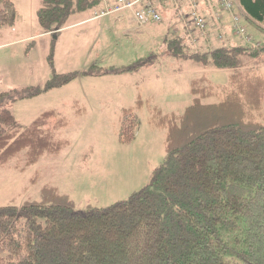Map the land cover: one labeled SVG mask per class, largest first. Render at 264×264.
Segmentation results:
<instances>
[{"label":"trees","instance_id":"1","mask_svg":"<svg viewBox=\"0 0 264 264\" xmlns=\"http://www.w3.org/2000/svg\"><path fill=\"white\" fill-rule=\"evenodd\" d=\"M238 3L247 22L259 25L264 35V0ZM104 5L103 0H41L37 15L43 34L54 37L73 16ZM17 16L13 0H0V36L16 26ZM249 36L250 42L237 36L241 44L227 42L204 52L176 34L166 38L171 58L228 70L236 90L223 102L206 104L212 92L197 78L191 82L193 103L182 115L157 111L167 127V156L150 183L128 200L78 211L68 196L45 187L41 203L0 207V264H264V126L252 117L264 105V78L246 70L264 64V38L260 44ZM55 53L54 43L53 77L44 86L0 99H33L80 75L108 74L59 75ZM141 64L111 73H132ZM56 114L45 112L23 130L8 107L0 108V167L22 153L27 166L60 155L67 143L57 141L55 132L66 124L60 119L48 127ZM120 121V141L131 144L141 121L131 109L123 110Z\"/></svg>","mask_w":264,"mask_h":264},{"label":"rangeland","instance_id":"2","mask_svg":"<svg viewBox=\"0 0 264 264\" xmlns=\"http://www.w3.org/2000/svg\"><path fill=\"white\" fill-rule=\"evenodd\" d=\"M13 1L18 11L16 26L2 30L0 36V95L44 86L53 77L49 56L54 43L58 51L57 74L92 70L108 74L80 75L68 86L33 99H18L14 103H9V98L0 99V108L8 107L23 130L43 113L58 109L48 127L53 129L58 120H64L66 127L56 129L55 137L67 143L60 155H45L36 165L27 166L26 153H22L0 167V207L41 203L45 187L68 196L78 211L103 209L128 200L150 183L153 172L167 156V127L160 125L161 116L157 113L182 115L193 103L191 82L197 78H204L212 92V97L204 100L206 104L223 102L237 88L230 80L232 72L205 69L199 64L173 59L167 53L166 38L173 34L184 37L193 50L202 52L230 42L234 32L228 33L226 27L231 20L222 12L217 14L222 20L215 17V22L224 20L225 30L210 22L206 31L194 30L188 20L182 21L178 16L182 6L177 3L167 7L163 17V22L165 18L173 23L170 31L163 22L142 27L133 16L135 25L128 23L131 18L126 22L122 16L112 15L108 18L116 19L115 25L102 27L93 22L62 30L53 37L44 35L39 24L37 12L41 0ZM95 12L73 16L67 27L83 20L104 19H94ZM244 23L253 43L262 44L264 35L260 26H252L246 18ZM233 43L242 41L235 39ZM139 62L143 64L134 70L142 69L139 72L111 73ZM252 68L250 64L246 69L250 70L249 76L264 78V64ZM140 93L145 100L140 99L139 107ZM125 109L133 110L141 121L131 144L120 141V119ZM252 117L264 126V105Z\"/></svg>","mask_w":264,"mask_h":264},{"label":"built area","instance_id":"3","mask_svg":"<svg viewBox=\"0 0 264 264\" xmlns=\"http://www.w3.org/2000/svg\"><path fill=\"white\" fill-rule=\"evenodd\" d=\"M103 1L105 4L104 9L96 11L94 19H102L112 15H120L124 12H132L135 21L142 27L147 24H158L163 21L162 14L153 0H115L114 3H109L108 0ZM163 1L168 3H179L182 0ZM217 2L222 13H226L230 16L231 30L235 35L246 42H250L251 37L244 23L245 15L236 2L234 0H217ZM179 17L182 21L188 20L189 25H191L194 30L204 32L209 27L207 18L201 12L200 5L196 2L190 3L188 10L180 9ZM216 19L221 21L222 16L217 15Z\"/></svg>","mask_w":264,"mask_h":264},{"label":"crops","instance_id":"4","mask_svg":"<svg viewBox=\"0 0 264 264\" xmlns=\"http://www.w3.org/2000/svg\"><path fill=\"white\" fill-rule=\"evenodd\" d=\"M115 1V0H114ZM238 1V0H237ZM237 1H235L236 2V4L238 5V7L240 8V5H239V3L237 2ZM192 2H196V3H198L199 5H200V10H201V12L204 14V16L207 18V20H208V22H210V23H212L213 24V26L214 27H217V29L219 28V27H223L224 28V20L222 21V22H220V23H216L215 22V17H216V15L218 14V13H220L221 12V8H220V6H219V4H218V2H217V0H182V1H180L178 4L180 5V6H182V8H185V6H186V9H188L189 8V6H190V3H192ZM114 3V2H113ZM162 4V5H161ZM161 4H156V6L159 8V9H161V11L163 12V15L165 16V13H167L166 11H167V7H169V6H171V5H174V4H177V3H161ZM161 5V6H160ZM241 9V8H240ZM84 14H86V13H84ZM222 14H224L225 15V17H228L229 19H230V16L228 15V14H226V13H222ZM117 16H122L121 17V19L124 21H128V19H130L132 16H133V13L132 12H124V14L122 13V15L120 14V15H117ZM133 18H134V16H133ZM133 18H131V20L128 22V23H131V24H133V25H135V22L132 20ZM135 20V19H134ZM72 21V20H71ZM70 21V22H71ZM93 22H97L96 24H98V25H100V26H102V27H104L105 25H107V24H109V23H114V25L117 23L116 22V19H114L113 17H110V18H108V17H106V18H104V19H102V20H100V22H98V21H90V20H83V21H81V22H79V23H72V24H70V26L69 27H67L66 29H64V30H70V29H74V28H76V27H85L86 25H88V24H90V23H93ZM164 24H166L167 25V30H171L172 29V27H173V23H171V22H168L165 18H164V22H163ZM113 25V26H114ZM124 25H126V24H124ZM113 26L111 27V28H113ZM72 27V28H71ZM106 28V27H105ZM130 29V28H129ZM63 30V31H64ZM224 30H225V28H224ZM231 30V26H230V24H229V26H227L226 27V31H228V33H230L229 31ZM232 35V34H231ZM50 37V36H49ZM230 38H232V40L230 41V42H234L235 41V39H238V40H241L239 37H237L236 35H234V33H233V35L230 37ZM242 41V40H241ZM140 42V41H139ZM229 42V41H228ZM56 54H58V51H57V49H56V53H55V56H56ZM142 58H146V56H144V57H142ZM150 60V59H149ZM55 64H56V61H55ZM144 69V68H143ZM140 70H142V69H137L135 72H139ZM135 72H132V73H129V74H133V73H135ZM140 99H142V100H145L144 98H143V95L140 93L139 94V100ZM177 109V108H176ZM58 109H56V110H49V111H57ZM177 110H179V109H177ZM48 111V112H49Z\"/></svg>","mask_w":264,"mask_h":264}]
</instances>
